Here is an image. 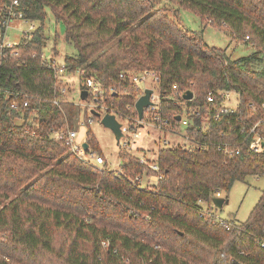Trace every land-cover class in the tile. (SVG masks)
<instances>
[{
	"label": "trees",
	"instance_id": "trees-1",
	"mask_svg": "<svg viewBox=\"0 0 264 264\" xmlns=\"http://www.w3.org/2000/svg\"><path fill=\"white\" fill-rule=\"evenodd\" d=\"M169 1L253 50L231 58L156 0H26L25 16L39 24L0 66L2 86L29 95L22 113L9 109L8 99L0 101V264H264V190L242 222H219L209 214L214 191L227 199L235 181L264 174V148L248 151L241 131L257 123L264 140V0ZM45 6L75 48L63 57L66 70L77 72L80 88L84 77L97 78L105 90L97 102L119 120L137 116L139 93L119 74L144 69L158 74L162 93L172 84L179 92L192 90L191 100L162 97L159 112L172 122L179 102L203 109L208 91H236L237 112L209 118L203 131L194 118L187 130L209 142L205 146H158L162 176L154 184L131 181L143 169L154 171L121 147V171L93 166L50 136L52 128H73L76 105L39 57ZM86 136L97 149L89 129ZM223 142L238 151L224 152L218 148Z\"/></svg>",
	"mask_w": 264,
	"mask_h": 264
},
{
	"label": "built area",
	"instance_id": "built-area-1",
	"mask_svg": "<svg viewBox=\"0 0 264 264\" xmlns=\"http://www.w3.org/2000/svg\"><path fill=\"white\" fill-rule=\"evenodd\" d=\"M27 9L26 0H7L5 2L0 3V66L5 61L6 58L15 56L18 54V49L16 47L20 42L26 41L31 38L32 33L34 31L35 24L33 20L27 18L25 16V11ZM23 23L26 25L20 29L13 23ZM14 29L19 31V38L17 43H13L10 39L9 31H13ZM45 45V43H44ZM35 53L33 54V56ZM39 57L41 62L48 68H50L53 72L54 78L56 79L55 85L59 86V90L61 92L65 91L64 83H62V76L66 70L65 62L57 61L55 57L50 56L46 57L43 52V48L39 53ZM70 73V72H68ZM72 74V73H71ZM120 77L128 78V81L138 90V96L143 94L145 88H150L151 93L149 95V99L151 103L144 108L143 116L139 119L137 116L135 117H126L124 121L126 124L120 125V130L122 132V136L119 138L118 143H120V147L126 149L130 147V143L134 140H128L126 137L135 139L141 135L140 128L143 124H149L154 126L155 128L165 132L172 134L176 139L167 140L163 138L159 141L161 147H169V146H180L183 148H187L193 150L196 147L205 146L207 141L198 140L194 134L196 131L189 132L187 127H189L195 117H198L200 122L198 127L201 130H205L207 127V121L209 118L213 120L220 119L223 115L234 114L237 112L238 106V97L237 101L234 105H230L227 102L230 101L231 93L237 92L233 89H223L216 91H208L206 94V105L202 109L198 106L187 104L186 102H179L180 110L176 111V116H179V119L175 118V121L172 122L168 117L162 116L159 112L161 99L162 97L171 100L172 102L178 103L176 100V95H180L183 98V92H179L176 90V85H171V91L168 93H162L158 88V74L152 69H144L142 71L134 72L131 74L120 73ZM147 80H150L152 85H147ZM81 89H85L87 91V96L90 97L89 100H84L85 106H87V111L89 116L86 117L87 123L91 122L92 113L91 109H95L100 112L99 118L106 112L105 106L99 104L97 101L99 96H102L105 93L104 88L100 81L95 78L93 75H88L84 77L82 81ZM109 90H115V86L109 87ZM125 91V88L122 89ZM80 93V91H79ZM136 97V98H137ZM5 98L9 100L8 108L16 111H20L21 113L28 107L29 105V95L23 94L19 91L9 92L4 86H2L0 82V101ZM193 98V96H192ZM185 99L184 100H191ZM58 99L53 98L52 102L57 103ZM86 109V108H85ZM115 114V113H114ZM118 121V116L115 114ZM257 123H254L248 131L245 130V127L242 126L241 131H245L247 138V149L250 152H259L264 148V140L262 136L256 132L255 126ZM223 135V132L220 133ZM51 138L55 140L63 141L68 145L69 150L72 151L78 157L84 159V154H88L93 160L91 164L95 167H101L104 163H106L104 156L101 152H94L89 150V145L87 143V136L83 138L81 143L75 142L76 130L74 128L68 127H60V128H52L50 130ZM83 142L87 143V148L84 149L82 144ZM218 148H221L224 152L232 153L237 152L238 150L229 149L227 144L223 142V144H219ZM127 150V149H126ZM156 158V156H155ZM155 158H147L144 155L138 156L139 162L148 166L154 172L147 173L145 169L142 170L141 173L136 174L131 181L138 186H145L148 184H154L159 178H161V174L158 172V166L155 162ZM88 161V160H87ZM90 162V161H89ZM121 163L119 164L116 171H121ZM216 196L220 194V191L217 190L215 192ZM214 214V218L216 221L224 222L223 218L218 217L213 210L210 211ZM260 245L264 247V239L261 240Z\"/></svg>",
	"mask_w": 264,
	"mask_h": 264
},
{
	"label": "rangeland",
	"instance_id": "rangeland-1",
	"mask_svg": "<svg viewBox=\"0 0 264 264\" xmlns=\"http://www.w3.org/2000/svg\"><path fill=\"white\" fill-rule=\"evenodd\" d=\"M155 6L165 9L166 13L172 18L177 17L184 28L196 32L206 44L224 48L231 58L245 56L253 50L252 45L234 39L223 27L209 24V22H201L199 17L191 9L180 7L177 4L171 3L169 0H156ZM44 11L43 33L45 36V45L42 47L44 55L46 57L53 56L57 61H63L64 55L73 54L75 48L72 44H68L64 40V25L62 21L54 17L49 7L45 6ZM33 23L35 27L39 24L36 20L33 21ZM13 25H16L20 29L26 26L20 22H15ZM9 34L12 42L17 43L19 31L14 29L13 31H9ZM53 48H55V54ZM262 57L264 58V55H262ZM256 65L261 67L263 62L258 61ZM61 81L64 83L63 86H65L64 93L66 98L73 101L76 105L73 124V128L76 130L75 142L81 143L89 129L98 147L92 150L91 146H89V150L95 153L100 151L108 167L116 170L121 163V158L118 155L121 144L116 142L112 130L105 127L100 122L99 117L91 118V122L87 123L86 117L89 116V114L84 100L79 97L81 81L77 76V72L71 74L65 71ZM146 84L152 85L150 80H147ZM236 101L237 95L233 92L231 93L230 101L227 103L234 105ZM84 108H86L85 111ZM120 123L123 125L126 124L123 119H120ZM140 130L142 133L139 137L135 139L126 137L128 140H134V143L131 142L130 147L126 149L137 157L144 155L147 158H155L157 147L161 146L159 141L163 138L170 141L177 138L149 124H143ZM83 156L85 160L90 161V163L92 162L93 159L87 153ZM263 190L264 174L247 175L244 180H238L233 183L227 194V200L224 201L220 207H215L213 205L212 198L216 197L214 191L211 195L213 207H210V209L220 218L234 222H242L248 216ZM217 197H225V195L223 192H220ZM201 205L204 208L208 207L206 202L201 203Z\"/></svg>",
	"mask_w": 264,
	"mask_h": 264
},
{
	"label": "water",
	"instance_id": "water-1",
	"mask_svg": "<svg viewBox=\"0 0 264 264\" xmlns=\"http://www.w3.org/2000/svg\"><path fill=\"white\" fill-rule=\"evenodd\" d=\"M151 93V89L150 88H145L143 91V94H141L140 96L137 97V99L134 102V108L137 112V117L139 119L142 118L143 116V112H144V108L147 107L151 101L149 99V95ZM87 96V91L85 89H81L80 93H79V97L82 100H85ZM193 96V92L191 89H187L183 92V98L185 99H190ZM90 112L99 117L100 116V112L95 110V109H91ZM176 119H179V116H175ZM100 122L105 126L108 127L112 130L114 137L116 139V142L118 143L119 138L122 136V132L120 130V121L117 120L116 116L114 113H110V112H105L101 117H100ZM83 148L86 149L87 148V143L83 142L82 144ZM227 199H224L223 197H213L212 198V202L213 205L215 207H220L222 205V203L224 201H226ZM234 263H237L236 260H233Z\"/></svg>",
	"mask_w": 264,
	"mask_h": 264
}]
</instances>
